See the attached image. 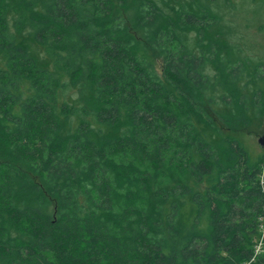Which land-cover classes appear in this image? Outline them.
<instances>
[{"label": "trees", "instance_id": "16d2710c", "mask_svg": "<svg viewBox=\"0 0 264 264\" xmlns=\"http://www.w3.org/2000/svg\"><path fill=\"white\" fill-rule=\"evenodd\" d=\"M221 3L0 0V264H264V61Z\"/></svg>", "mask_w": 264, "mask_h": 264}, {"label": "rangeland", "instance_id": "374dc122", "mask_svg": "<svg viewBox=\"0 0 264 264\" xmlns=\"http://www.w3.org/2000/svg\"><path fill=\"white\" fill-rule=\"evenodd\" d=\"M225 5L220 14L224 15L225 21L236 26L241 44L251 57L258 61H264V2L261 0H221ZM261 136L249 135L245 138V145L253 159H257L263 152V145L260 144ZM264 173V164L262 166ZM262 234H260V239Z\"/></svg>", "mask_w": 264, "mask_h": 264}, {"label": "built area", "instance_id": "2783aa9c", "mask_svg": "<svg viewBox=\"0 0 264 264\" xmlns=\"http://www.w3.org/2000/svg\"><path fill=\"white\" fill-rule=\"evenodd\" d=\"M261 186H263V193H264V173L261 175ZM260 228H261L262 238L260 239L259 244L256 246L255 256L264 253V213L260 218ZM251 261L248 264H250Z\"/></svg>", "mask_w": 264, "mask_h": 264}, {"label": "water", "instance_id": "95a60500", "mask_svg": "<svg viewBox=\"0 0 264 264\" xmlns=\"http://www.w3.org/2000/svg\"><path fill=\"white\" fill-rule=\"evenodd\" d=\"M260 144L264 146V138L260 139Z\"/></svg>", "mask_w": 264, "mask_h": 264}]
</instances>
